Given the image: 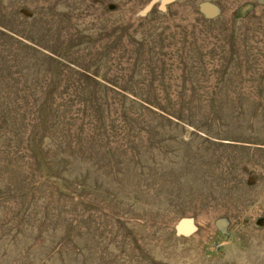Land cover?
<instances>
[{"label": "rangeland", "instance_id": "rangeland-1", "mask_svg": "<svg viewBox=\"0 0 264 264\" xmlns=\"http://www.w3.org/2000/svg\"><path fill=\"white\" fill-rule=\"evenodd\" d=\"M0 264H264V0H0Z\"/></svg>", "mask_w": 264, "mask_h": 264}, {"label": "water", "instance_id": "water-1", "mask_svg": "<svg viewBox=\"0 0 264 264\" xmlns=\"http://www.w3.org/2000/svg\"><path fill=\"white\" fill-rule=\"evenodd\" d=\"M171 1H173V0H163V3H169ZM186 229H188V227Z\"/></svg>", "mask_w": 264, "mask_h": 264}]
</instances>
